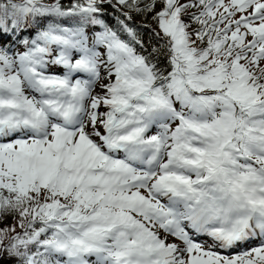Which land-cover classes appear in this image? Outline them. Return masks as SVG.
<instances>
[{
  "label": "snow or ice",
  "instance_id": "6c2138e0",
  "mask_svg": "<svg viewBox=\"0 0 264 264\" xmlns=\"http://www.w3.org/2000/svg\"><path fill=\"white\" fill-rule=\"evenodd\" d=\"M0 264H264V0H0Z\"/></svg>",
  "mask_w": 264,
  "mask_h": 264
},
{
  "label": "trees",
  "instance_id": "16d2710c",
  "mask_svg": "<svg viewBox=\"0 0 264 264\" xmlns=\"http://www.w3.org/2000/svg\"><path fill=\"white\" fill-rule=\"evenodd\" d=\"M67 2V0H65ZM107 12L109 13L108 20L109 23L114 24L115 23V16L119 15V13L115 12V10L108 8ZM129 23L137 28V31L140 32L141 38L146 42V44H155L156 41L151 35V30L149 27H146V25H151L154 27V23L151 21L150 17L145 19V17L140 15H134V18L132 21H129ZM11 223V220L8 221Z\"/></svg>",
  "mask_w": 264,
  "mask_h": 264
},
{
  "label": "rangeland",
  "instance_id": "374dc122",
  "mask_svg": "<svg viewBox=\"0 0 264 264\" xmlns=\"http://www.w3.org/2000/svg\"><path fill=\"white\" fill-rule=\"evenodd\" d=\"M154 27H155V25H154Z\"/></svg>",
  "mask_w": 264,
  "mask_h": 264
}]
</instances>
